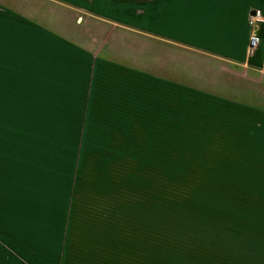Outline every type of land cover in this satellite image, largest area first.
Returning <instances> with one entry per match:
<instances>
[{
  "label": "crops",
  "instance_id": "0c3cea01",
  "mask_svg": "<svg viewBox=\"0 0 264 264\" xmlns=\"http://www.w3.org/2000/svg\"><path fill=\"white\" fill-rule=\"evenodd\" d=\"M254 9L264 15V0H0V46L11 48L0 52V120L36 121L39 136L84 146L94 138L92 152L135 153L169 136L145 123L158 119L157 87L183 90L198 99L188 120L216 138L214 160L264 169V22L250 50ZM71 228L68 214L32 231L11 261L71 264L84 245Z\"/></svg>",
  "mask_w": 264,
  "mask_h": 264
},
{
  "label": "rangeland",
  "instance_id": "374dc122",
  "mask_svg": "<svg viewBox=\"0 0 264 264\" xmlns=\"http://www.w3.org/2000/svg\"><path fill=\"white\" fill-rule=\"evenodd\" d=\"M156 93L158 119L145 123L166 130L168 152H92L94 138L84 146L39 136L36 121L0 120V264H17L32 231L68 214L72 241L84 242L71 264H264V169L213 159L216 138L188 120L195 93Z\"/></svg>",
  "mask_w": 264,
  "mask_h": 264
},
{
  "label": "built area",
  "instance_id": "2783aa9c",
  "mask_svg": "<svg viewBox=\"0 0 264 264\" xmlns=\"http://www.w3.org/2000/svg\"><path fill=\"white\" fill-rule=\"evenodd\" d=\"M264 22V15L260 9H254L249 15V25H250V40L249 48L254 49L261 43V23Z\"/></svg>",
  "mask_w": 264,
  "mask_h": 264
},
{
  "label": "trees",
  "instance_id": "16d2710c",
  "mask_svg": "<svg viewBox=\"0 0 264 264\" xmlns=\"http://www.w3.org/2000/svg\"><path fill=\"white\" fill-rule=\"evenodd\" d=\"M169 136H165V137H161V138H158V139H156L154 142H152L151 143V145H148V146H142V147H144L143 149L141 148V151L140 152H135V153H141V152H151V151H153L155 148H156V146L157 145H161V146H164V147H162V149L165 151V152H168V150H170V148H171V139L169 138ZM197 147H199L198 145H197ZM157 149H161V148H157ZM183 150V149H182ZM185 150H183V152H184ZM187 151H190L191 152V150H187ZM196 152V151H195ZM131 154H134V153H131ZM199 159V155H198V153L196 152V160H198Z\"/></svg>",
  "mask_w": 264,
  "mask_h": 264
}]
</instances>
